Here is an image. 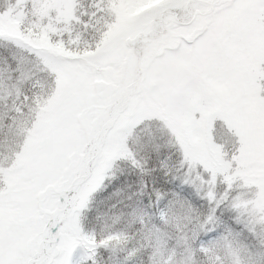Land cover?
I'll return each instance as SVG.
<instances>
[{
    "label": "snow or ice",
    "instance_id": "snow-or-ice-1",
    "mask_svg": "<svg viewBox=\"0 0 264 264\" xmlns=\"http://www.w3.org/2000/svg\"><path fill=\"white\" fill-rule=\"evenodd\" d=\"M0 264H264V0H0Z\"/></svg>",
    "mask_w": 264,
    "mask_h": 264
}]
</instances>
